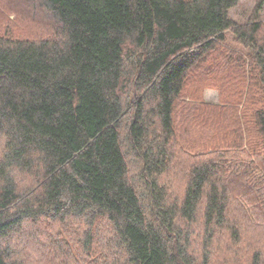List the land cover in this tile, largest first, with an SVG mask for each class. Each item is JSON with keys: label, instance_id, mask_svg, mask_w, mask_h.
<instances>
[{"label": "trees", "instance_id": "trees-1", "mask_svg": "<svg viewBox=\"0 0 264 264\" xmlns=\"http://www.w3.org/2000/svg\"><path fill=\"white\" fill-rule=\"evenodd\" d=\"M23 1L36 35L0 30V264H264V0L245 24L240 0ZM206 65L228 108L186 141Z\"/></svg>", "mask_w": 264, "mask_h": 264}, {"label": "rangeland", "instance_id": "rangeland-1", "mask_svg": "<svg viewBox=\"0 0 264 264\" xmlns=\"http://www.w3.org/2000/svg\"><path fill=\"white\" fill-rule=\"evenodd\" d=\"M258 0H240L239 4L230 11V17L237 22L238 24H245L253 17V13L256 8ZM6 8H13L11 9V13L7 12ZM24 9V10H23ZM32 9L27 7L23 0H0V30L4 33L6 31L7 34H11L13 36H21V37H30L36 35L37 23L36 21L32 20L30 12ZM259 19L264 25V8L259 14ZM228 46L229 49L225 51L224 54L227 58L237 59L238 61H245L246 69L243 70L247 71V77H251V73L256 75L258 73V69L252 64L251 59V51L247 48H243L241 45L235 44L232 42L231 36L228 37ZM238 64L234 63L232 67H237ZM209 68V69H208ZM204 74L206 73L207 77L211 78V81H199L197 79H193L186 85V97L184 100L178 102L179 106V118L178 121L181 123L180 126V133L182 139L186 141H196L197 140V121L196 116L202 115H209L210 107H219L222 110L228 108V105H225V96L227 89L225 85L215 84L220 82V79L223 77V73H219L216 66L206 65L205 66ZM237 71V69L235 70ZM240 89L237 90L238 93L234 98L243 99L242 93L244 91V87L246 91H249L250 87L252 86V80L245 81L242 83ZM260 92V88L257 93ZM230 91L228 94H231ZM201 106V107H199ZM224 115L226 118L227 115ZM222 115V116H223ZM213 132V130H211ZM133 161V160H132ZM189 166V165H188ZM186 167L188 169L189 167ZM130 167L134 175L138 173L135 167L130 162ZM174 170H180L179 166L173 168ZM179 173L176 172V182L172 181L173 186L175 189H181L183 180H179ZM169 180V179H168Z\"/></svg>", "mask_w": 264, "mask_h": 264}]
</instances>
